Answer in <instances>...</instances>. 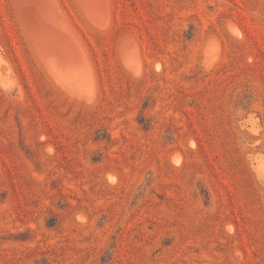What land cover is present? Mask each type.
I'll return each mask as SVG.
<instances>
[{"label":"rangeland","instance_id":"1","mask_svg":"<svg viewBox=\"0 0 264 264\" xmlns=\"http://www.w3.org/2000/svg\"><path fill=\"white\" fill-rule=\"evenodd\" d=\"M0 264H264V0H0Z\"/></svg>","mask_w":264,"mask_h":264},{"label":"bare ground","instance_id":"2","mask_svg":"<svg viewBox=\"0 0 264 264\" xmlns=\"http://www.w3.org/2000/svg\"><path fill=\"white\" fill-rule=\"evenodd\" d=\"M107 23V22H106ZM85 57V56H84ZM83 60H85V59H83ZM87 60V59H86ZM82 61V60H81ZM86 63V62H85ZM83 64V63H82ZM82 67H83V65H82ZM89 68V67H88ZM90 71V70H89Z\"/></svg>","mask_w":264,"mask_h":264}]
</instances>
